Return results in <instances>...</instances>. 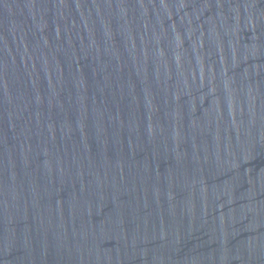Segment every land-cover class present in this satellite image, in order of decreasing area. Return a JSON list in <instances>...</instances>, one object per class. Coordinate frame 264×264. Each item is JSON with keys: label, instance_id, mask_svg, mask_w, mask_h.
<instances>
[{"label": "water", "instance_id": "water-1", "mask_svg": "<svg viewBox=\"0 0 264 264\" xmlns=\"http://www.w3.org/2000/svg\"><path fill=\"white\" fill-rule=\"evenodd\" d=\"M0 264H264V0H0Z\"/></svg>", "mask_w": 264, "mask_h": 264}]
</instances>
